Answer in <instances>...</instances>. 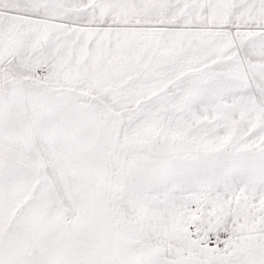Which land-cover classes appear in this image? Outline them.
Instances as JSON below:
<instances>
[{
	"label": "snow or ice",
	"instance_id": "1",
	"mask_svg": "<svg viewBox=\"0 0 264 264\" xmlns=\"http://www.w3.org/2000/svg\"><path fill=\"white\" fill-rule=\"evenodd\" d=\"M0 264H264V0H0Z\"/></svg>",
	"mask_w": 264,
	"mask_h": 264
}]
</instances>
